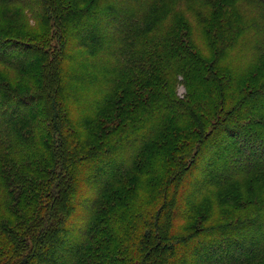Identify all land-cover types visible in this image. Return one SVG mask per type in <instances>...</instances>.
I'll use <instances>...</instances> for the list:
<instances>
[{
  "label": "trees",
  "instance_id": "1",
  "mask_svg": "<svg viewBox=\"0 0 264 264\" xmlns=\"http://www.w3.org/2000/svg\"><path fill=\"white\" fill-rule=\"evenodd\" d=\"M0 264H264V0H0Z\"/></svg>",
  "mask_w": 264,
  "mask_h": 264
},
{
  "label": "rangeland",
  "instance_id": "2",
  "mask_svg": "<svg viewBox=\"0 0 264 264\" xmlns=\"http://www.w3.org/2000/svg\"><path fill=\"white\" fill-rule=\"evenodd\" d=\"M177 92H178V94H179L180 96H182V95L184 94V92H185V88H184L183 84H179V85H178Z\"/></svg>",
  "mask_w": 264,
  "mask_h": 264
}]
</instances>
